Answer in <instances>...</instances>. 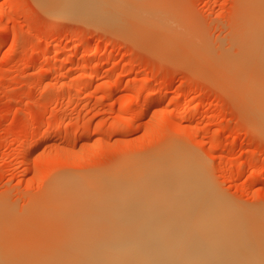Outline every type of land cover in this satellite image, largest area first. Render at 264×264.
I'll return each instance as SVG.
<instances>
[{
	"label": "rangeland",
	"instance_id": "1",
	"mask_svg": "<svg viewBox=\"0 0 264 264\" xmlns=\"http://www.w3.org/2000/svg\"><path fill=\"white\" fill-rule=\"evenodd\" d=\"M90 1L64 15L43 0H0V260L58 256L81 219L74 189L134 174L167 189L201 181L240 214L264 262V114L247 98L258 76L245 73L264 0ZM90 183L89 194L107 188Z\"/></svg>",
	"mask_w": 264,
	"mask_h": 264
},
{
	"label": "bare ground",
	"instance_id": "2",
	"mask_svg": "<svg viewBox=\"0 0 264 264\" xmlns=\"http://www.w3.org/2000/svg\"><path fill=\"white\" fill-rule=\"evenodd\" d=\"M43 1L46 3V8L48 7L51 8L52 13L54 12L53 14H62V13L64 14V12L66 14L67 11H70L72 12V14H74L77 13L75 12V10H78L75 8V6H79L84 9L86 5L89 6V3L91 2L90 0H43ZM105 2L107 5L108 4L107 0H105ZM117 4L116 6L120 8V5ZM111 5H113L112 1H111ZM73 7L75 8V10ZM111 10L114 11V8ZM80 12L82 11L80 10ZM102 20H104V18ZM261 22H262L261 24L264 23L263 21ZM106 23H108L111 27V24L109 22ZM103 24L104 23H102V25ZM261 37L262 36H260V38ZM261 39L262 40L257 39V41L258 42L260 41L259 43L261 44L259 45L258 49L257 48L255 49V53L253 55L254 61L258 62V66H259L258 71H257L258 66H256L257 63H253L254 62L253 58H251L252 63L251 62L250 63H251V67L253 66V68L251 69L249 63L248 64L249 67L245 72L249 80H250V76L248 75L247 72L251 71L255 75L256 79L258 76V82L255 79L257 83H254L252 85L251 82V84H249L250 89H248L249 96L247 98L250 99L249 97L251 96L252 99H254L253 101H256V103L258 101L257 106L260 108L259 111L261 110L260 115L264 114V35ZM98 52L99 51L97 50V47L96 48L90 47L86 55L91 57L98 54ZM237 55L239 57V53H237ZM225 57L226 59L228 58L227 55H225ZM232 57L233 56H231V59L229 58L231 63H232ZM242 57H244V55L241 56L240 59L245 60V58ZM221 61L222 62L225 61L224 58H222ZM236 61L238 60L236 59ZM230 67L231 66L229 65L228 70H230L229 69ZM238 68H242V67L238 66ZM88 78H90L89 80V85H90L91 84L90 81H92L93 77L89 76ZM244 82L247 83L246 80H244ZM244 82L242 81L243 84ZM242 91L243 90H241V92ZM243 92H246V90H244ZM149 95H151L152 97V95H156V94L151 93ZM243 97L244 96L242 95V98ZM133 102H135V100ZM146 103L147 104L144 113L148 112L150 107L155 102L152 101V99H147ZM251 104H253V102ZM243 107L245 108L244 105ZM251 109H253L252 106ZM247 112L250 113L249 109ZM250 114L252 115V113ZM263 118H264L263 116L262 117L260 116L259 121H262ZM58 131L59 130H57V132ZM76 135L79 134L76 133ZM34 147H36V145ZM170 154L174 155L172 153H169V155L166 154V156L170 157L171 156ZM177 154L179 155V153ZM182 155L180 154L179 156H181L184 159L183 157L184 155L183 156ZM167 158L165 157V159ZM157 159H154V161H157ZM171 159H174V156L171 157L170 160ZM159 160L161 161V157ZM167 160L169 161V159ZM149 163L150 162L147 161L143 165ZM162 165L160 167H162ZM168 165L170 164H166L162 168L163 169L165 167L167 168ZM157 166H154V168ZM171 166L172 165H170V167ZM181 166L182 165L180 164V167ZM173 168L174 167H172V169ZM138 169H140V171H142L141 169L143 170L145 169L144 171L148 170V168H143V167ZM154 170L157 169L155 168ZM159 170L160 168L158 169V171ZM150 171L152 173V170ZM172 172H175V170L174 171L172 170ZM180 173L182 172L180 171ZM139 174H137L136 176L138 177ZM171 174L173 175V173ZM169 175L170 173L168 174V176ZM186 175H188V173ZM132 176H134V174L128 175V178L126 177L127 180H125L126 182L125 183L120 182L122 183V185H120L119 187L117 185L118 188L117 187L115 188L114 185H113L114 188L106 186V185L109 186L108 184V182H110L109 179L114 180V178L115 181L117 180L116 182H118L116 184H119L120 180L119 178H117V176H113L112 178H108L110 177L108 176L107 179L104 177L106 180H108V182H106L103 176L101 175L98 176L101 177L99 178L100 181L98 183L96 182L97 179L92 180L91 183L88 182L91 180L88 181L85 180L88 185L89 183L92 184L96 182L97 184H101L104 181L102 183L104 184L106 182L105 186L107 188L101 191L100 195H95L91 193L89 194L87 191L88 185L87 188H84L86 182H84L85 185H82V187L79 186L80 188L78 187L79 188L78 190L74 189L75 192L79 191V193L77 194H80L78 198V202L76 203L77 204L76 206L78 207L77 209L79 211L78 213L76 212V214H79V217L81 215V219H79L78 222L74 221L76 223V225L73 227V232H72L74 235L73 236L74 240L71 239L72 240L71 241L69 239L70 241L63 244V246L61 247L60 250L57 251V253L56 252L51 253V254H57L58 256L44 259L34 264H263L264 263L262 262L261 257L258 255L259 250H261L258 249V247L256 246V243L258 241L255 242L256 240L254 241L252 239V235L250 234V231H248L246 227H244V225L242 224L245 221L237 217L240 214L238 213L237 215L234 214L229 207H227L223 203L221 204V202L214 197L218 193H216L214 196L213 194L212 195L209 194L210 191L208 192L207 189L206 190L204 189L203 183L201 181L198 182V180H193L192 178L177 180L178 179L177 177V179L174 178V181L171 183L172 185H169L167 189L166 186L164 187L163 185L166 182H169V180H166L164 182L162 179L163 175L160 176L162 182H160L161 181L160 180L159 185H157L158 182L156 183L154 181L155 183H153V180H151L152 183L148 180H145V182L139 180L140 182L144 183L145 187H143V184L140 183L139 181L137 183L138 185L134 183L135 179L133 180ZM121 177L125 178L124 175H121ZM160 177H157V179ZM102 178L104 180H102ZM138 178L142 179L140 176ZM170 178L171 177L169 176L168 179ZM149 182L150 184H148ZM78 183L80 184L79 181ZM96 183L95 185L93 184V186H96ZM111 183L114 184L113 181ZM133 184L137 186H133ZM152 184H154V186ZM141 185L143 189L141 188ZM69 188L71 189V187ZM90 188L94 189V187H90ZM98 190H101V188L100 189L98 188ZM143 190L145 193L143 192ZM86 193H88L89 196H86ZM231 207L234 206L232 205ZM70 214L72 215V213ZM4 260L3 261L0 260V264H19L14 262L8 263L7 261Z\"/></svg>",
	"mask_w": 264,
	"mask_h": 264
}]
</instances>
